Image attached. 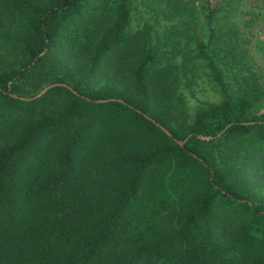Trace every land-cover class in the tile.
I'll return each mask as SVG.
<instances>
[{
    "label": "trees",
    "instance_id": "trees-1",
    "mask_svg": "<svg viewBox=\"0 0 264 264\" xmlns=\"http://www.w3.org/2000/svg\"><path fill=\"white\" fill-rule=\"evenodd\" d=\"M225 1L0 0V264H264V90L229 89ZM190 58L220 92L192 111Z\"/></svg>",
    "mask_w": 264,
    "mask_h": 264
},
{
    "label": "rangeland",
    "instance_id": "rangeland-1",
    "mask_svg": "<svg viewBox=\"0 0 264 264\" xmlns=\"http://www.w3.org/2000/svg\"><path fill=\"white\" fill-rule=\"evenodd\" d=\"M154 11L155 7L150 8L149 5L138 2L137 6L131 9L129 28L131 30L143 28L144 22H147L151 24L152 37H150L154 40L156 35L162 33L171 22L160 13L156 16L155 21ZM202 23L203 19L200 18L194 24L196 28L194 36L182 34L188 40L185 37V44L178 47L181 53L185 52L189 46L193 47L196 44V38L201 33ZM210 24L216 29V32L219 27L223 29L228 25L230 27L234 25L238 30V40L242 42V47L245 49L242 54H238L240 65L231 66L229 76H226L229 89L237 92L241 85L238 84L237 79L242 80V77L245 76L250 80H255L257 85L264 90V0H227L217 11L216 17L212 19ZM175 35L177 36L176 33ZM159 37L161 40L162 37ZM231 38L232 43H234L235 35H232ZM173 41L174 39L171 37L164 44V47L171 49L170 45ZM179 56L175 55L181 59ZM176 62L178 63V61ZM202 63L200 58H190L189 64H186L184 68L179 62L177 68L170 70L178 71L182 77L183 82L180 83L179 87L185 94L190 111L194 110L198 100L216 101L220 97V92L215 87L209 70Z\"/></svg>",
    "mask_w": 264,
    "mask_h": 264
},
{
    "label": "water",
    "instance_id": "water-1",
    "mask_svg": "<svg viewBox=\"0 0 264 264\" xmlns=\"http://www.w3.org/2000/svg\"><path fill=\"white\" fill-rule=\"evenodd\" d=\"M55 84H64V83H62V82H51V83H48V84L42 86V87H41L36 93H34V94L32 95V97L41 94V93L44 92L49 86H52V85H55ZM12 95L15 96V94H12ZM26 98H27V97H26ZM99 100H104V99H99ZM164 131L168 133V131H167L166 129H165Z\"/></svg>",
    "mask_w": 264,
    "mask_h": 264
}]
</instances>
